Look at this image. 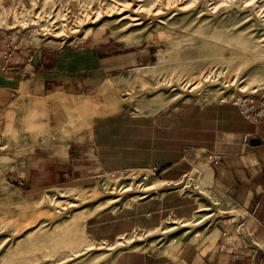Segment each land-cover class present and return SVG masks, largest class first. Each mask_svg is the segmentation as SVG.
<instances>
[{
  "label": "rangeland",
  "instance_id": "obj_1",
  "mask_svg": "<svg viewBox=\"0 0 264 264\" xmlns=\"http://www.w3.org/2000/svg\"><path fill=\"white\" fill-rule=\"evenodd\" d=\"M5 17L34 44H97L136 63L52 117L25 104L4 118L0 264H124L127 253L131 263L160 264L211 239L215 200L203 158L214 132L264 121L246 119L242 105L264 93V0H27ZM74 135H87L90 161L99 162L27 192L13 175L18 160L40 142ZM151 196L199 211L97 237Z\"/></svg>",
  "mask_w": 264,
  "mask_h": 264
},
{
  "label": "crops",
  "instance_id": "obj_2",
  "mask_svg": "<svg viewBox=\"0 0 264 264\" xmlns=\"http://www.w3.org/2000/svg\"><path fill=\"white\" fill-rule=\"evenodd\" d=\"M26 1L0 0V126L10 111L17 112L25 104L46 110L52 117L68 99L86 96L90 88L120 75L136 63L135 57L126 58L130 54L108 56L97 44L72 49L50 41L29 42L12 18L5 17L15 3ZM262 122L244 125L242 131L214 132V146L203 158L210 174L208 191L215 200L210 214L211 239H201L188 249L172 254L176 258L168 255L160 264H264ZM246 134L252 135L249 143L244 142ZM93 147L87 135L40 142L31 155L18 160L13 175L29 193L58 185L74 179L77 168L99 162L90 161ZM216 154L221 155L217 163L212 156ZM135 208L124 213L128 215L114 218L107 226L109 229L97 232V237L102 234L103 238L115 239L136 229L138 223L145 229H153L171 216L186 219L199 211L195 206L187 209L185 201L173 204L156 196ZM137 218H143L144 222H138ZM127 254L122 258L124 264H136L131 263L134 255Z\"/></svg>",
  "mask_w": 264,
  "mask_h": 264
},
{
  "label": "built area",
  "instance_id": "obj_3",
  "mask_svg": "<svg viewBox=\"0 0 264 264\" xmlns=\"http://www.w3.org/2000/svg\"><path fill=\"white\" fill-rule=\"evenodd\" d=\"M15 5L19 6L20 4L15 3ZM242 105H244V116L253 123L259 122L264 117V94L259 100H256L255 97H247L244 101H242ZM251 138L252 135L246 134L244 136V142L249 143ZM212 156L214 157L216 163L221 158L220 154Z\"/></svg>",
  "mask_w": 264,
  "mask_h": 264
},
{
  "label": "bare ground",
  "instance_id": "obj_4",
  "mask_svg": "<svg viewBox=\"0 0 264 264\" xmlns=\"http://www.w3.org/2000/svg\"><path fill=\"white\" fill-rule=\"evenodd\" d=\"M237 43H240V45H242L241 47L244 48V44H245L244 42H242V41H238ZM236 45H239V44H236ZM242 48H241V50H242ZM241 50H240V51H241Z\"/></svg>",
  "mask_w": 264,
  "mask_h": 264
},
{
  "label": "water",
  "instance_id": "obj_5",
  "mask_svg": "<svg viewBox=\"0 0 264 264\" xmlns=\"http://www.w3.org/2000/svg\"><path fill=\"white\" fill-rule=\"evenodd\" d=\"M253 143H260L259 140H253Z\"/></svg>",
  "mask_w": 264,
  "mask_h": 264
}]
</instances>
